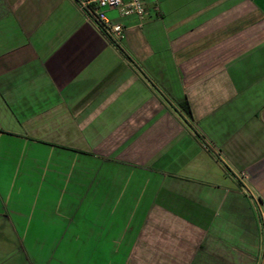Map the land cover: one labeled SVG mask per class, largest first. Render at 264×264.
Instances as JSON below:
<instances>
[{
    "label": "crops",
    "instance_id": "1",
    "mask_svg": "<svg viewBox=\"0 0 264 264\" xmlns=\"http://www.w3.org/2000/svg\"><path fill=\"white\" fill-rule=\"evenodd\" d=\"M146 1L0 0V264H264V0Z\"/></svg>",
    "mask_w": 264,
    "mask_h": 264
},
{
    "label": "built area",
    "instance_id": "2",
    "mask_svg": "<svg viewBox=\"0 0 264 264\" xmlns=\"http://www.w3.org/2000/svg\"><path fill=\"white\" fill-rule=\"evenodd\" d=\"M85 19L99 30L108 41L122 52H126L123 40L125 38L127 25L123 21L127 18H136L138 25H143L149 15V4L146 0H73ZM154 10L160 14V8L156 2ZM131 63V61H130ZM133 64V62H132ZM193 128L197 124L188 119ZM206 147L222 159V154L216 146L206 141ZM220 159V160H221ZM223 160V159H222ZM242 183V192L251 200L252 204L261 212L264 218V200L260 194L250 185L249 178L245 174H238Z\"/></svg>",
    "mask_w": 264,
    "mask_h": 264
},
{
    "label": "trees",
    "instance_id": "3",
    "mask_svg": "<svg viewBox=\"0 0 264 264\" xmlns=\"http://www.w3.org/2000/svg\"><path fill=\"white\" fill-rule=\"evenodd\" d=\"M181 106H182V109L185 111V113H187L188 115H190L189 108L185 104H182Z\"/></svg>",
    "mask_w": 264,
    "mask_h": 264
}]
</instances>
